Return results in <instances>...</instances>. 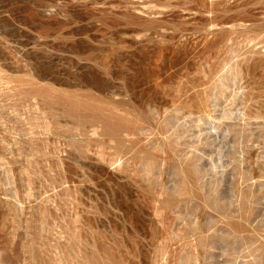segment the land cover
<instances>
[{
	"label": "rangeland",
	"instance_id": "rangeland-1",
	"mask_svg": "<svg viewBox=\"0 0 264 264\" xmlns=\"http://www.w3.org/2000/svg\"><path fill=\"white\" fill-rule=\"evenodd\" d=\"M0 264H264V0H0Z\"/></svg>",
	"mask_w": 264,
	"mask_h": 264
}]
</instances>
